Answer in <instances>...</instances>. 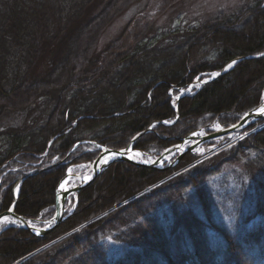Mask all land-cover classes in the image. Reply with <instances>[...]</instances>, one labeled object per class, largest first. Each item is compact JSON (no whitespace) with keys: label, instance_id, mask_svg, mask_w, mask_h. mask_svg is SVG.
<instances>
[{"label":"trees","instance_id":"trees-1","mask_svg":"<svg viewBox=\"0 0 264 264\" xmlns=\"http://www.w3.org/2000/svg\"><path fill=\"white\" fill-rule=\"evenodd\" d=\"M142 1L107 0L98 9L100 0H0V123L27 114L0 140V213L13 206L15 186L30 175L16 213L51 219L68 168L100 153L88 145L73 150L82 141L126 149L152 127L133 147L160 155L211 124L234 125L262 104L264 0L221 12L169 43L151 42L155 16L146 12L99 51L108 28ZM156 1L165 13L185 0ZM233 61L231 70L175 103L195 80ZM263 123L250 124L242 140L176 176L201 155L189 153L164 171L114 162L79 192L75 211L51 233L3 228L0 264H258L264 126L252 130ZM236 169L248 205L235 230L218 220L213 186ZM107 240L126 247L113 263Z\"/></svg>","mask_w":264,"mask_h":264},{"label":"rangeland","instance_id":"rangeland-1","mask_svg":"<svg viewBox=\"0 0 264 264\" xmlns=\"http://www.w3.org/2000/svg\"><path fill=\"white\" fill-rule=\"evenodd\" d=\"M106 1L107 0H100L98 9L101 8ZM248 1L249 0H185L165 13H158V3L156 0H143L125 12L108 28L100 41L98 50H105L110 42L117 39L122 34L132 20L146 12L152 13L155 16L152 18V21H155L154 29L151 30L149 35L150 38H152L151 42L162 43V41H164L169 43L173 37H179L187 30L201 25L211 18H214L219 13L230 12L237 6L245 4ZM217 76L218 75L211 74L203 81L215 79ZM42 104L41 101L38 102L35 108L40 107ZM26 116V113L12 114L2 120V123H0V140L3 138L2 134L10 127L21 125ZM219 141L220 140H217L214 143H218ZM210 147L205 146L194 152L198 155L207 154ZM177 155V153H174L173 155L168 156L163 167L172 163ZM88 166V164L73 165L70 168V175L73 177L77 175H86ZM177 172L178 171L175 173ZM241 173L242 172L239 169H236L234 173H228L226 177L217 179L213 186L215 197L217 198V218L228 228L235 230L238 228L240 212L243 210L244 206L248 205L239 190V187L242 186ZM67 177H69L68 173L66 178ZM79 184L80 182L74 178H71L68 182L69 187ZM13 224H17V222L13 219H8L2 223L0 227ZM211 233L213 236L216 235L214 231H211ZM125 251V245L112 240H107L106 252L110 263L117 261L122 257ZM258 264H264V260L259 261Z\"/></svg>","mask_w":264,"mask_h":264},{"label":"water","instance_id":"water-1","mask_svg":"<svg viewBox=\"0 0 264 264\" xmlns=\"http://www.w3.org/2000/svg\"><path fill=\"white\" fill-rule=\"evenodd\" d=\"M229 70V69H227ZM225 70V71H227ZM224 71V72H225ZM213 80V79H212ZM210 81V80H209ZM208 81H205L204 83H207ZM261 107H264V102L262 103L261 106H259L256 109L250 110L248 113H246L243 118L240 120V122L234 126L228 127L224 130L221 131H217L211 135L205 136V137H200L198 138L197 136H193V135H189L188 137H186V139L184 140V142L180 145L181 148L184 147V144L186 142H196V143H192L191 146H189L188 148H186L184 150V152L182 154H180L178 156V158L176 159V161L169 165L166 169L169 168H173L176 165H178L182 158L185 156V154L192 152L194 149H196L199 146H202L204 144H206L207 142L217 139V138H221L230 134H233L239 130H242L243 128H245L249 123L253 122V121H257V120H263L264 121V114H257V110L260 109ZM151 132V129H148L146 132L141 133L140 135H138L133 143L139 139L143 134ZM82 144H90L93 146H96L95 142H91V141H83L78 143L75 148L79 147ZM178 148H174L171 150L166 151L165 153H163L155 162V164L153 165H147L145 163H141L138 162L134 159H132L130 157V153L132 151L131 147H129L128 149H124V150H117V149H110V148H101V153L100 155L97 157V159L93 162V175L92 178L88 181H85L83 184L79 185L78 187H75L71 190H63L62 189V183L61 185L58 187L57 189V200H56V215L53 219L43 222L45 224H47V227L44 228H38L35 225H33V221L30 219H26L25 217L18 215L16 213V205H17V197L16 200L14 202L13 207L10 210L4 211L2 213H0V224L3 222V218L7 217V218H12L17 220L18 222L22 223L24 225V227L26 229H28L30 232H32L33 234H36L38 236H45L46 234L51 233L54 229H56L62 222L65 221V219L69 216H65L66 213V203L69 200V198L74 195L79 193L81 190H83L84 188H86L87 186H89L93 181H95V179L102 174L109 166L111 163L115 162L116 160H120V161H125L128 162L130 164L136 165V166H141V167H148V168H152V169H159L157 167L158 164H160L167 156H169L171 153L177 151ZM106 158H109V161H106ZM30 176V175H29ZM26 176L22 179L25 180L27 177ZM21 181V182H22ZM18 189V185L16 187ZM37 223H41L40 220L36 221ZM33 223V224H32Z\"/></svg>","mask_w":264,"mask_h":264},{"label":"bare ground","instance_id":"bare-ground-1","mask_svg":"<svg viewBox=\"0 0 264 264\" xmlns=\"http://www.w3.org/2000/svg\"><path fill=\"white\" fill-rule=\"evenodd\" d=\"M180 151H182V150H180ZM136 155H137V153L136 152H131L130 153V156L132 157V158H136ZM106 161H109V158H106ZM88 170H89V174L88 175H77V176H75V177H73V176H69L68 177V179L66 178V180L64 181V183H63V188L64 189H68L66 186H67V183H68V181L71 179V178H74L75 180H77V181H87V180H89V178L91 177V174H92V170H93V167L92 166H90V167H88ZM9 219V218H8ZM7 219V220H8ZM5 222V220H3V222L2 223H4Z\"/></svg>","mask_w":264,"mask_h":264},{"label":"snow or ice","instance_id":"snow-or-ice-1","mask_svg":"<svg viewBox=\"0 0 264 264\" xmlns=\"http://www.w3.org/2000/svg\"><path fill=\"white\" fill-rule=\"evenodd\" d=\"M233 64H235V61H233ZM228 67L231 68L232 64L228 65ZM214 75H218V74H214ZM257 114H264V107H261L260 109H258ZM137 155H139V154H137ZM105 162H106V160H105ZM62 187H63V185H62ZM3 219L6 221L8 218L4 217Z\"/></svg>","mask_w":264,"mask_h":264}]
</instances>
